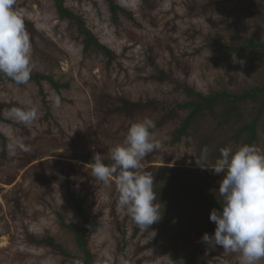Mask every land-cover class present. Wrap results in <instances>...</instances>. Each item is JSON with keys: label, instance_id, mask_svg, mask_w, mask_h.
Segmentation results:
<instances>
[{"label": "rangeland", "instance_id": "1", "mask_svg": "<svg viewBox=\"0 0 264 264\" xmlns=\"http://www.w3.org/2000/svg\"><path fill=\"white\" fill-rule=\"evenodd\" d=\"M115 1L133 18L120 13L114 18L106 0L64 3L115 52L112 61L98 51H84L80 23L62 19L54 0L15 2L32 44L31 75L52 76L68 87L61 90L62 104L57 108L53 101L58 94L48 83L0 82V103L9 105L3 111L6 122L0 124L8 143V158L2 156L0 143V264H71L50 248L32 245L31 235L53 238L82 257L74 235L59 220L62 215L67 223L81 225L65 196L68 186L97 224L89 235L96 264H120L121 257L126 264H188L196 233L207 224L203 206L180 202L165 227L136 234L131 217L116 205L115 177L106 186L81 160L95 153L110 159L109 149L123 143L134 122L148 117L106 118L102 111L107 98H156L171 105L186 100L184 84L204 94L237 93L262 84L264 67L249 69L248 54L236 55L243 64L234 63L233 56L217 44L236 45L244 39L264 43V0ZM204 2L208 11L202 10ZM153 62L170 70L176 81L152 82ZM32 106L38 109V118L28 125L18 123L12 110ZM261 121L254 145L264 151V116ZM178 125L175 121L152 130L161 147L142 162L145 169H198L193 145L199 129L192 127L183 142L173 147L171 133ZM198 127L201 134H213L214 146L237 128L218 129L216 123L204 121ZM17 138H23L32 150L21 151ZM227 147L235 151L239 146L230 142ZM163 230L167 235L158 236ZM194 264H239V254L205 245Z\"/></svg>", "mask_w": 264, "mask_h": 264}, {"label": "trees", "instance_id": "2", "mask_svg": "<svg viewBox=\"0 0 264 264\" xmlns=\"http://www.w3.org/2000/svg\"><path fill=\"white\" fill-rule=\"evenodd\" d=\"M109 10L114 18L118 16V13L132 17V12L126 11L123 7L117 4L115 0H106ZM226 3L231 0H223ZM58 15L62 19H68L80 23L79 33L85 40L84 51H98L102 53L106 58L112 61L115 57V52L106 45L102 44L92 31H90L82 19L72 13L67 7H65V0H54ZM203 11H208V3L204 2ZM221 49L231 57L233 54L245 55L248 54L251 64L249 69L256 67V69L264 67V43L257 42L253 39H244L243 43L236 45H228L218 43ZM153 68H156L154 73L149 76L152 82L160 84H171L176 80L170 70H164L156 63L151 64ZM0 82L15 83L10 78L0 74ZM30 82L36 83L41 86L43 83H48L52 89L56 91L58 95L61 94V90L68 85H62L58 81H55L52 76H46L39 73L30 76ZM16 84V83H15ZM22 86V85H21ZM186 100L181 103H170L158 100L156 98H148L146 100L132 101L125 97L107 98L106 106L102 113L106 118H122V119H135L139 116L152 117L156 126L165 127L170 123L177 121L178 127L171 133V146H179L183 140L189 135V131L192 127H196V131L199 129V134H196V141L193 145L195 149V155H199L203 146L207 145L210 148L208 155L212 166L215 160L220 156L219 150L223 147H227L230 142H233L237 146L242 145H254L259 140L258 127L262 122L264 116V81L262 84L254 87H247L242 92H229L227 90L212 91L209 94H204L195 90L194 88L184 84ZM44 96L43 91L41 90ZM9 105L0 103V124L5 123L6 120L3 117V111L8 108ZM249 109V114L245 109ZM212 125L216 123L218 129L228 128L232 125L237 126L235 132L229 135L220 144L214 146L213 134H201L199 124L202 122ZM194 129V128H193ZM0 143L3 147L2 156L7 157V140L0 130ZM92 155H86L83 163L91 167ZM194 164H195V158ZM106 164L112 163L110 159L104 158ZM195 167L196 164L194 165ZM146 170L150 171L154 175V191L157 194V200L155 203L161 204L162 218L159 222L152 224L145 231H155L160 227H165L169 224L171 215L175 207L178 208L180 202L189 203L197 206H203L206 212V226L203 230L196 233V244L189 257L188 264H194L196 257L203 251L205 243L202 242V236L205 233L209 235L214 234L215 224L210 221L209 216L213 209H219L223 203L218 188L219 183L222 180V174L216 175L211 170H201L199 167L197 170L192 169H171L152 166ZM203 182V183H202ZM65 196L68 198L69 203L75 210L76 215L81 220V225L77 226L72 223H67L62 215H60V224L64 229H67L74 235L75 242L80 250L82 257L75 256L68 249L61 244L56 243L53 238L38 239L32 235L28 237L29 242L34 246H41L50 248L55 254L64 258L66 261L72 264L74 259H80L82 264H96L95 255L90 248L89 235L92 233L97 224L94 219L91 218L84 210L83 200H79L75 197L73 191L68 186L65 191ZM118 205V204H116ZM166 208V211L163 209ZM133 221V220H132ZM133 230L136 234L141 233L144 230L138 228L135 223H132ZM166 232V231H165ZM163 231L158 233V236H166Z\"/></svg>", "mask_w": 264, "mask_h": 264}, {"label": "clouds", "instance_id": "3", "mask_svg": "<svg viewBox=\"0 0 264 264\" xmlns=\"http://www.w3.org/2000/svg\"><path fill=\"white\" fill-rule=\"evenodd\" d=\"M16 0H0V74L17 85H27L33 71L32 44L25 29L23 17L14 8ZM233 62L243 64L233 54ZM55 107L62 104L60 95L53 101ZM13 115L18 123L28 125L38 118V109L17 107ZM155 122L148 117L134 122L123 143L109 149L112 163L106 164L104 156L95 153L91 173L98 181L109 185L115 177L119 193L118 205L126 210L135 225L144 230L162 218L161 204L155 203L154 175L146 170L143 161L161 147L155 140ZM17 147L30 152L23 138H17ZM210 148L205 145L195 164L201 170L222 174L219 194L223 203L213 209L209 219L215 224L214 234L205 233L202 242L211 248L222 247L225 252L238 253L239 264H260L264 260V151L255 145H242L235 151L229 147L219 150L220 156L209 166ZM72 264H82L74 259ZM120 264H126L123 257Z\"/></svg>", "mask_w": 264, "mask_h": 264}]
</instances>
